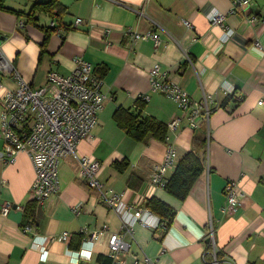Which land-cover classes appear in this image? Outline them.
I'll list each match as a JSON object with an SVG mask.
<instances>
[{
    "label": "crops",
    "instance_id": "1",
    "mask_svg": "<svg viewBox=\"0 0 264 264\" xmlns=\"http://www.w3.org/2000/svg\"><path fill=\"white\" fill-rule=\"evenodd\" d=\"M47 1L4 0L0 40L5 56L33 88L44 84L50 70L65 75L74 69L75 58L88 61L103 81L106 99L91 138L80 140L77 152L100 162V181L125 203L146 205L152 199L174 212L167 226L165 221L156 228L136 222L133 234L123 235L129 253L119 255L122 263L146 264V257L149 264H211L206 239L211 219L220 261L264 264V24L250 25L240 9L231 11L230 0H55L51 11H31ZM251 1L252 11L264 16V0ZM212 9L226 15L225 29L231 30L221 45L224 30L207 17ZM20 19H25L21 28ZM128 29L154 32L159 44L154 46L152 39L132 42ZM154 63L192 99L212 96L208 121L190 128L187 111L150 89ZM0 82L15 86L5 73H0ZM140 95L147 100L138 99ZM118 108L165 125L180 118L167 141L177 162L190 150L194 135L207 134L206 168L184 200L150 182L152 165L164 157L165 141L128 136L115 121ZM78 173L74 155L62 158L59 191L38 206L31 197L35 174L29 156L20 152L12 163L0 161V264L110 263L104 236L89 259L76 261L72 255L84 244L80 228L121 230L119 217L100 191ZM237 179L245 194L235 211L222 212L224 185ZM76 205L79 214L72 211ZM25 225L31 226L28 232L22 230ZM62 232L69 233L67 240L55 239Z\"/></svg>",
    "mask_w": 264,
    "mask_h": 264
},
{
    "label": "built area",
    "instance_id": "2",
    "mask_svg": "<svg viewBox=\"0 0 264 264\" xmlns=\"http://www.w3.org/2000/svg\"><path fill=\"white\" fill-rule=\"evenodd\" d=\"M230 1L231 11L240 9L250 25L264 24V16L258 15L250 8L251 0ZM207 17L212 25L222 27L224 30L223 39L219 42L220 45L223 44L231 36V30L225 29L224 26L226 15L212 9ZM79 22L80 19H77L76 23ZM183 22L190 26L187 21ZM23 24L24 20L20 19L18 27L21 28ZM49 26L55 27V23L51 22ZM126 33L132 42L152 39L154 46L159 44V37L154 32L139 33L128 29ZM73 61L75 67L69 74L61 75L50 70L46 74L44 84L33 88L7 59L0 40V73L11 75L15 83L11 88L0 82V161L12 163L20 152L29 156L35 174L31 185V197L36 205L41 206L49 196L59 191L60 160L67 155H74L79 163L78 175L90 188L100 191L103 202L119 217L121 230L117 233L110 232L107 225L92 231H88L86 227L80 228L79 232L86 236L82 240L83 246L88 245L89 249L84 250L82 246L72 251V255L76 261L84 257L89 259L94 245L104 236L106 238L104 253L110 258L109 264H123L119 255L123 252L129 253V244L124 241L123 235H132L136 222L148 228H156L163 222L145 206L143 201L125 203L120 193L106 189L99 179L100 162L91 155H81L77 152L80 140L91 138L98 114L104 107L106 94L102 89L103 81L93 73L91 64L81 58H75ZM149 76L151 90L162 92L180 109L188 112L190 128L196 129L204 119L208 121L211 113V95L205 94L201 100L192 99L178 84L167 79L166 72L160 69L158 63H154ZM147 98V95L138 97L142 101H146ZM257 104L261 105L262 100ZM179 123L180 118H174L167 123L164 157L161 162L152 165L149 178L151 184L157 188H163L167 181V173L177 164L176 151L167 141L169 134L177 130ZM239 182L237 179L225 183L223 189L225 204L221 207L222 212L235 211L239 206L240 198L245 194ZM80 209V205L72 207L75 214H79ZM7 210L8 207L5 206L3 213L5 214ZM30 229V225L22 228L24 232ZM68 235V232H62L56 235L55 239L65 241ZM206 239L211 246L209 263L236 264L230 259L222 261L218 259L211 219ZM43 256L44 254L41 257ZM133 258L136 259V255ZM144 262L152 263L146 257Z\"/></svg>",
    "mask_w": 264,
    "mask_h": 264
},
{
    "label": "trees",
    "instance_id": "3",
    "mask_svg": "<svg viewBox=\"0 0 264 264\" xmlns=\"http://www.w3.org/2000/svg\"><path fill=\"white\" fill-rule=\"evenodd\" d=\"M55 6H57L55 0H50L34 5L31 11H51ZM1 10H7L4 6V0H0V11ZM28 15L29 14L26 16ZM141 105H143V103H139L140 107ZM114 118L126 134L134 140L144 141L147 138H153L164 142L167 133L166 125L151 117L142 116L137 111L118 108ZM207 147L208 136L205 132H202L200 135H194L190 150L177 162L171 176L164 184L163 189L175 198L184 200L196 179L206 168ZM116 166L119 169L123 167L117 164ZM145 206L162 221H165L166 226L171 222L174 216V212L162 202L151 199Z\"/></svg>",
    "mask_w": 264,
    "mask_h": 264
},
{
    "label": "rangeland",
    "instance_id": "4",
    "mask_svg": "<svg viewBox=\"0 0 264 264\" xmlns=\"http://www.w3.org/2000/svg\"><path fill=\"white\" fill-rule=\"evenodd\" d=\"M208 243V242H207Z\"/></svg>",
    "mask_w": 264,
    "mask_h": 264
}]
</instances>
